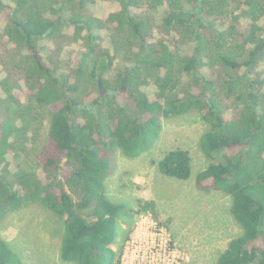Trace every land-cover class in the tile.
Here are the masks:
<instances>
[{
	"label": "trees",
	"instance_id": "1",
	"mask_svg": "<svg viewBox=\"0 0 264 264\" xmlns=\"http://www.w3.org/2000/svg\"><path fill=\"white\" fill-rule=\"evenodd\" d=\"M5 2L4 35L19 56L7 70L23 74L37 111L47 109L50 145L37 156L43 174L10 171L6 155L17 128L2 110L20 104L19 85L11 75L1 79L0 216L41 205L62 221L63 262L121 264L122 250L114 247L120 218L131 209L112 202L106 188L117 155L139 157L152 149L164 120L196 113L205 124L198 145L208 161L196 186L229 197L241 231L216 264H264V0H115L118 9L106 16L93 13L97 0ZM162 8L158 22L152 14ZM64 27L71 29L64 41L80 48L67 75L59 73V60L49 68L38 52L39 42L55 41ZM102 32L128 46L126 66L111 76L116 56L103 48ZM176 37L193 42L191 54L173 47ZM157 167L168 178L192 176L183 149L165 153ZM138 206V213L152 210V203ZM0 264H24L1 234Z\"/></svg>",
	"mask_w": 264,
	"mask_h": 264
},
{
	"label": "rangeland",
	"instance_id": "2",
	"mask_svg": "<svg viewBox=\"0 0 264 264\" xmlns=\"http://www.w3.org/2000/svg\"><path fill=\"white\" fill-rule=\"evenodd\" d=\"M3 1L13 4L11 0ZM117 9L118 4L115 0H97L93 13L97 16H106L110 11ZM164 11L162 8L153 12V18L160 22ZM9 12V9L0 12V62L1 60L6 62V66L2 62L0 64V83L1 79L10 75L18 81L19 87L16 88L15 95L20 104L16 106L10 104L8 108L4 105L7 109L2 110V116L11 117L12 124L17 128L11 133V147L6 158L12 165L11 172L20 166L43 174V166L39 164L37 156L46 145H50L48 111L46 108L45 110L38 108L43 117L39 116L40 119L37 120L38 111L35 105L32 106L34 103L31 101L33 92L27 83L24 84L21 76L23 74L17 73L14 69L11 73L7 70L13 68L19 59L15 45L4 35ZM262 24L264 27V19ZM70 30L69 27H64L62 35L57 36L55 41L45 39L38 43L39 56L44 64L52 68L51 60H59L61 68L59 73L65 75L69 74L68 69L75 67L80 58L78 45H70L64 41ZM100 36L103 48L109 52L114 50L116 56L115 65L109 75L111 76L114 75V71L126 66L123 56L128 51V46L121 37L116 38L111 32H102ZM69 38L71 35L67 36V39ZM176 38L179 40L172 42L173 47L191 54L193 42ZM117 40L122 41V47L118 52L115 46ZM259 70L264 80V59ZM152 90L153 86L146 91ZM0 95L2 98L5 97L3 89L0 90ZM126 98V94H120L116 99L123 103ZM162 125L160 136L149 151L135 159H127L118 154L116 166L106 181L108 198L131 209V215L120 218V236L114 248L123 250V264H176L172 257L164 256L161 250H154L153 254L149 252L152 240L150 236H142L137 238V243L127 244L130 235L134 234L139 215L138 202L141 201L142 205L152 203V210L142 212L151 213L154 219L166 228L171 235L173 247L182 258L178 260L179 262L216 264L228 242L241 231L230 213L232 200L222 193L205 191L196 186L197 176L207 167L208 162L198 145L205 124L196 113H190L166 119ZM175 149H183L190 153L192 176L188 180L168 178L158 170L157 163L164 154ZM62 232V221L38 204H25L18 211H7L0 216L2 238L11 244L24 264H67L60 257Z\"/></svg>",
	"mask_w": 264,
	"mask_h": 264
},
{
	"label": "built area",
	"instance_id": "3",
	"mask_svg": "<svg viewBox=\"0 0 264 264\" xmlns=\"http://www.w3.org/2000/svg\"><path fill=\"white\" fill-rule=\"evenodd\" d=\"M134 228V234L130 235V239L127 243L128 245L130 243H137V238L139 239L142 236H150L152 240L149 252L151 254L154 253V250H161L164 256L168 255L169 257L173 258L176 264H182V261H178L182 260V258L177 254L175 248L173 247L171 235L167 232L166 228L161 225L160 222H157L154 219L151 213H139ZM123 261L124 256L121 254V264H123Z\"/></svg>",
	"mask_w": 264,
	"mask_h": 264
}]
</instances>
